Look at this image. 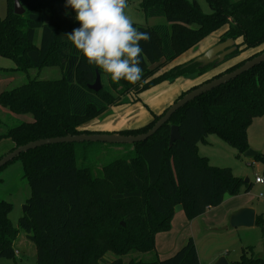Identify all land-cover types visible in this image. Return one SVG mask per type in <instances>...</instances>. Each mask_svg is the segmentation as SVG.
<instances>
[{"label": "trees", "instance_id": "trees-1", "mask_svg": "<svg viewBox=\"0 0 264 264\" xmlns=\"http://www.w3.org/2000/svg\"><path fill=\"white\" fill-rule=\"evenodd\" d=\"M20 2L23 15L14 13V0H7L8 13L0 17V56L14 61L9 72L19 78L20 73L47 67H58L61 77L33 79L0 93L2 109L33 117L0 134V141L14 143L10 151L43 138L94 132L84 126L128 101L132 92L182 77H204L241 59L226 70H217L203 84L264 52V0H208L210 14L196 1L142 0L147 17L163 16L168 24L146 27L134 23L150 36L139 42L142 79L135 84L123 79L113 82L109 74L88 65L68 40L66 34L80 25L74 10L65 9V0ZM228 39L237 48L221 64L200 68V63H192ZM200 47L204 51L186 64L163 70ZM254 50L257 52L240 58ZM97 73L101 82L108 75L109 87L102 82L99 91L89 88ZM168 107L160 114L152 112L153 120L145 126L118 133L147 132ZM259 116H264V62L189 102L147 140L126 144L128 153L103 165L100 175L86 162L79 165L78 143L44 145L22 153L16 159L23 165L31 195L17 228L10 219L13 204L0 201V258L16 257L14 243L22 229L36 246L37 264H201L192 237L172 256L161 259L156 235L171 229L178 205L193 220L221 205L226 195L252 189L253 182L235 176L231 168L211 165L207 157L199 155L198 145L208 134H217L243 155L249 149V126ZM173 125L179 127L183 139L170 146ZM254 160L264 165V153ZM255 225L264 233L262 215ZM131 253L154 254L148 260H126ZM233 264H264V256L257 255L254 246H246Z\"/></svg>", "mask_w": 264, "mask_h": 264}, {"label": "rangeland", "instance_id": "rangeland-1", "mask_svg": "<svg viewBox=\"0 0 264 264\" xmlns=\"http://www.w3.org/2000/svg\"><path fill=\"white\" fill-rule=\"evenodd\" d=\"M196 1L200 7L202 8L205 14H210L212 9L208 0H190ZM142 0H127V7L125 9L126 14L134 21L135 24L146 26V27H154L166 25L167 20L163 16L158 17H147L141 7ZM8 13L7 0H0V17H5ZM40 34V31H38ZM215 42V41H214ZM213 42V43H214ZM209 44L207 47H209ZM199 49V48H198ZM203 52L204 48H201L197 53H194V56L199 54V52ZM257 50L248 51L241 55L240 58H245L250 56L251 54L256 53ZM192 58L187 59L186 61H181L179 64H186L184 62H189ZM241 60L237 58L221 67V69H216L205 75L204 77H197L195 80H192L191 88L205 82L209 77H213L212 74L217 72V70H226L227 68L233 66L235 62ZM169 65H166L165 68H169ZM15 67V63L12 59L0 56V76L1 72L12 73L7 70H11ZM6 71H5V70ZM8 75V74H6ZM10 75V74H9ZM8 77V76H7ZM11 76H9L10 78ZM61 77L60 69L54 67H47L42 70L39 69H31L26 73H20V78L15 81L9 82L6 79L0 78V93L17 87L21 84L27 83L33 79H58ZM210 79V78H209ZM102 82L106 87H109L108 83V75H104ZM11 83V84H10ZM188 89V90H189ZM134 92L130 94L132 98H134ZM12 117L2 119L4 125L0 124V132H3L10 127L16 126L23 121H31L33 117L31 115H16L12 114ZM85 129L92 130V125L84 126ZM130 129V128H123ZM135 129V128H132ZM248 138H249V149L256 151L258 153H264V116L256 117L248 129ZM0 142V157L8 153L10 151L9 143L10 140H4ZM129 151L128 145H113L108 143L101 142H83L77 144V152L79 165L83 166L89 164L90 166L95 167V174L100 175L102 166L126 155ZM199 155L207 157L209 159V163L213 166L217 167H229L232 169L235 176L241 177L243 179H252L254 181L256 176L264 177V165L261 162H255L254 157L246 156L245 154L239 155L238 151L224 141L217 134H208L204 141L200 142L198 145ZM86 162V164H83ZM0 178L2 179L0 183V201L5 200L9 201L13 204L12 211L10 213V219L13 225L17 228L19 219L25 214L24 206H26V202L31 195V188L28 180L24 176L23 165L20 159H16L13 162L9 163L0 173ZM264 193V190H263ZM123 223V222H122ZM124 224V223H123ZM201 233L198 235V240L204 238L202 243V249L207 253L211 250V246L216 244V246H221L225 248V254L233 253L238 255V259L240 258L242 248L246 246H242L240 250L241 240L243 238H250L252 241H256L259 239V236L262 238V229L250 227H229L225 230L220 231H209V228L204 227L203 225H199ZM197 227H195L196 229ZM256 230V231H254ZM256 232V233H253ZM175 233H172V236ZM210 234V235H208ZM205 236V237H204ZM264 238V237H263ZM210 242V243H208ZM263 244V243H262ZM200 245V244H199ZM14 247L18 253H16V257L13 259L8 258H0V264H37V249L32 242L26 232L20 229L17 239L14 243ZM201 247V245H200ZM237 248L239 252L237 253ZM154 253H131L125 257L126 260L131 258L137 259H151ZM165 259V258H164Z\"/></svg>", "mask_w": 264, "mask_h": 264}, {"label": "crops", "instance_id": "crops-1", "mask_svg": "<svg viewBox=\"0 0 264 264\" xmlns=\"http://www.w3.org/2000/svg\"><path fill=\"white\" fill-rule=\"evenodd\" d=\"M36 42H40V34H36ZM211 46V45H210ZM203 47V46H202ZM199 49H193L183 55L181 58L177 59L175 62L170 64L174 66L179 64L181 61H186L187 59L193 58L194 53H197ZM207 46H204V48ZM197 51V52H196ZM182 63V62H181ZM167 68H163L166 70ZM5 70V69H4ZM6 71V70H5ZM9 71V70H7ZM8 74V75H6ZM1 72L0 78L6 79L9 82L17 80L19 77L13 73ZM10 74V75H9ZM14 76H13V75ZM8 76V77H7ZM9 76H11L9 78ZM196 78H178L174 82L165 81L148 90L140 93H133L135 96L132 98L129 96L128 101L125 103L111 107L107 113L102 115L100 118L95 119L89 124L92 125V130L94 132L110 133L119 132L125 130L123 128H140L145 126L153 120L152 112L155 114H160L165 108L173 104V102L185 91H187L192 85V80ZM11 84V83H10ZM132 94V93H131ZM12 114L7 110L0 107V124L3 126L4 122L2 119L12 117ZM87 124V125H89ZM6 131V130H5ZM0 132V134L4 133ZM1 143H6L0 141ZM14 146L11 141L9 143L10 149ZM9 149V150H10ZM10 152V151H8ZM7 153V152H6ZM255 177L252 189L249 192L242 191L238 195H226L221 205L213 208H209L205 214L194 218L193 220H188L183 207L178 205L175 207L174 217L171 222V229L168 231L159 232L156 235V248L161 259L168 258L172 256L176 251H178L186 241L192 237L196 243L197 251L201 264H215L219 257L225 256L230 264H233L238 260V255L235 253L225 254V248L221 246H216V244L211 246V250L207 253L202 249V243L204 238L198 240V235L200 230L199 225L209 228V231H220L225 230L229 226L230 217L232 214L237 212L240 208L251 207L256 211V218L259 215L263 216L264 219V182L257 183ZM228 226V227H227ZM257 229L258 226L254 225ZM253 226V227H254ZM195 227H197L195 229ZM239 228V227H238ZM246 228V227H245ZM250 228V227H249ZM256 231V230H254ZM172 233L173 234L172 236ZM256 233V232H253ZM210 235V234H208ZM262 238L254 241L250 238H243L241 240L240 250L242 246H254L257 255L264 256V233L262 232ZM205 237V236H204ZM210 243V242H208ZM263 243V244H262ZM201 247H200V245ZM239 249L237 248V253ZM18 253V252H17Z\"/></svg>", "mask_w": 264, "mask_h": 264}, {"label": "clouds", "instance_id": "clouds-1", "mask_svg": "<svg viewBox=\"0 0 264 264\" xmlns=\"http://www.w3.org/2000/svg\"><path fill=\"white\" fill-rule=\"evenodd\" d=\"M126 7L127 0H65V9L74 10L80 25L66 35L88 65L109 74L113 82L135 84L143 72L139 42L150 36L134 27Z\"/></svg>", "mask_w": 264, "mask_h": 264}, {"label": "water", "instance_id": "water-1", "mask_svg": "<svg viewBox=\"0 0 264 264\" xmlns=\"http://www.w3.org/2000/svg\"><path fill=\"white\" fill-rule=\"evenodd\" d=\"M14 13L17 15H23L25 13V9L21 4L20 0H14ZM235 41L233 39H228L225 42L214 45L209 48L202 55L196 57L192 63H200V68L208 66L209 64H213L214 68L221 64L228 55L233 53L236 50ZM264 62V52L249 59L245 63H243L238 68L225 73L217 78H214L206 83H203L191 90H189L186 94L180 97L178 100L173 102L165 113L160 117V119L150 128L147 132L137 134V135H123L118 132H110V133H102V132H91V133H82L75 135H66V136H58L51 138H43L35 141H31L29 143L23 144L21 146L16 147L12 151L4 154L0 157V169L6 166L8 163L19 157L22 153L28 152L32 149H36L38 147L44 145H52V144H63V143H83V142H101L108 144H118V145H126V144H135L137 142L145 141L151 136H153L164 124H166L173 114H175L178 110L183 108L189 102L195 100L201 95L220 87L221 85L227 84L228 82L236 79L240 75L248 72L254 67L262 64ZM89 88L94 91H99L102 88V82L100 74L97 73L96 80L93 84L89 85ZM183 137L179 131V127L177 125L171 126L170 131V146L173 145L175 141L182 140ZM258 152L248 149L245 152L246 156L255 157ZM246 182L249 181L248 178L245 179ZM28 205L24 206V212H26ZM256 222V211L251 207H243L240 208L237 212L231 215L229 226L238 228V227H253ZM124 225V224H123ZM228 227V226H227ZM215 264H230L225 256H221L215 262Z\"/></svg>", "mask_w": 264, "mask_h": 264}, {"label": "built area", "instance_id": "built-area-1", "mask_svg": "<svg viewBox=\"0 0 264 264\" xmlns=\"http://www.w3.org/2000/svg\"><path fill=\"white\" fill-rule=\"evenodd\" d=\"M256 182H257V183H263V182H264V177H260V176H258V177L256 178Z\"/></svg>", "mask_w": 264, "mask_h": 264}]
</instances>
